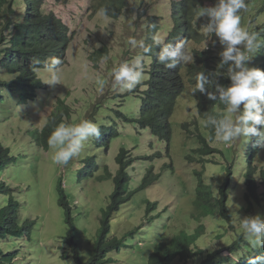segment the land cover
<instances>
[{"label": "rangeland", "instance_id": "rangeland-1", "mask_svg": "<svg viewBox=\"0 0 264 264\" xmlns=\"http://www.w3.org/2000/svg\"><path fill=\"white\" fill-rule=\"evenodd\" d=\"M87 1L64 0L65 4H60L56 8V13L58 12L60 18L68 25L72 36L60 69V84L53 87L45 83L48 74L44 69L39 76L45 87L37 92L34 99L26 104H21L15 97H7L3 102H0V143L4 148L10 147L15 154L18 152L23 155L19 165L15 168L10 167V171L4 175L0 174V182L11 185L13 194L19 197L18 199L22 204L21 226H24L25 223L29 225V230L22 228L21 234L13 238L16 242L15 246L13 245L11 248V246L7 247V244L2 245L5 252L8 250L15 251L16 258L13 264H76L73 246L68 241L70 227L67 222L66 208L60 205L59 191L57 190L63 170H59V166L53 163L52 152L49 149L40 148V151L37 152V149L30 145L32 137L31 135L28 136L26 132L36 128L41 130L50 115L59 108V99L64 100L65 105L71 109L70 116H63V123H73V121L79 123L83 119L91 120L99 126L103 121L112 123L113 119L118 117L116 113L117 104L121 102V99L111 101L107 98L113 97L119 92L126 94L128 91H121L119 85L114 86L111 69L123 61H131L136 54L142 53V49H133L127 43L129 37H134L139 41L146 39L147 36V28L142 26L143 24L146 25V20L137 18L138 14H136V18L124 14L119 19L111 18L102 12L90 16V11L87 10L89 5L86 4ZM144 2H148L150 5L148 10L150 9L151 14L159 13L162 15L160 21L165 27L162 26L156 36L164 43L175 25L172 16H169L171 7L163 6L161 4L163 0H144ZM207 3L209 2L207 1ZM52 6L55 5L51 4L50 8ZM145 9H147L146 5L143 6L142 11ZM246 18L252 20V15L247 13ZM203 23L201 18L197 17L196 38L191 40L186 48L193 57L192 62H197L196 53H194L196 49H209L206 66L208 69L214 68L216 70L220 60L218 53L223 50V47L219 44L218 38L205 34L202 27ZM204 39L206 40L204 41ZM100 49H106V54L99 59L98 65H96L90 55ZM151 58L154 57L151 55ZM255 61H257L256 56L250 63ZM47 62H50V59ZM151 67L150 58L144 54L145 79L143 81L144 87L140 91L146 88L149 78L148 71ZM184 71L186 70L184 69ZM97 77L105 80V87L102 92L96 88L95 80ZM185 84L190 87V82ZM5 93L7 92L5 91ZM6 95L8 96V93ZM135 95L137 94L135 93ZM182 96L184 106L192 107L191 109L195 112L193 113V120L188 126L192 133L187 132L186 128L181 130V123L188 120L189 114L180 104L171 118L175 134L172 147L163 157L156 158L155 163L150 162L146 156L140 155L146 153L154 155L164 146L158 136L154 135L151 129H143L142 135H139V140H137L135 138L138 136L136 125L119 120V118L117 121L120 125L121 135L113 141L111 147L101 148L99 142L96 141L92 143L91 149L90 147L85 149L86 152L90 151L99 157L98 176H105L108 175L106 166L112 173H117L119 169L116 160L117 153L122 145H127V148L134 153L133 158H135L134 166L130 167L134 175L133 188L138 186L143 174H145L142 169L147 165L154 168L153 175L161 171L160 176L151 183V186L136 193L129 202L122 206L112 233V235H117L120 238L139 225L144 226L145 230L142 233L146 234L147 239L144 240L142 237L137 239L138 243H142L143 254L137 252L136 246L127 249L122 248L120 253L111 254L112 256L116 255L113 258L115 262L109 264H147L146 256L152 251L150 245H152V238L157 237L158 229L166 239H169L182 230L193 232L200 223H204L206 234L199 238L197 245L204 249H214L223 246L224 243V239L216 236L217 231L221 230L224 234L232 236L242 232L236 220L238 212L241 217L256 214L264 215L262 205L254 204L253 210L248 212L245 209L243 171L246 170V163L244 161L245 151L243 150L238 160L237 172L232 177L233 187L230 192L229 204L233 212L232 222L227 221L223 224L221 218L215 217H206L198 222L191 216L194 212L192 201L198 183L196 170L202 171L204 166L199 160L192 162L188 156L196 155L192 150L199 147L195 134L199 132L198 128L204 132L205 120L200 110H197L196 103L190 95L184 94ZM99 103L103 104L96 111L95 108ZM132 105V110L135 113L138 112L142 105L140 98H135ZM61 112L62 108H59L57 114ZM94 140L91 139L89 142ZM240 141L241 139H238L226 144L214 140L212 146L223 149L234 144L238 147ZM18 146L20 147L17 148ZM34 155H37L36 160H34ZM137 157H142L143 165L140 164ZM209 157L217 162L205 165V181L211 183L217 191L221 179L227 174L225 166L229 165V162L221 153ZM165 161H168L166 163L169 166L165 167ZM255 163L259 167L264 166V151L258 154L253 161V164ZM64 168L63 165L62 169ZM98 176L78 184L80 181L76 173L74 180L70 174L67 175L69 184L67 192L76 216L77 244L86 260L90 258V253L93 250L92 247L101 223L102 208L108 205L115 188L113 180H99ZM74 183L75 186H73ZM147 199L154 202L158 200L159 203L157 210L153 211L152 215L163 211L161 217L156 216L153 220L151 229L148 228L150 222H147L146 219ZM4 202L5 197L1 195L0 205H4ZM6 242L10 243L11 240L6 239ZM194 261L193 259L184 261L177 258L173 264H193Z\"/></svg>", "mask_w": 264, "mask_h": 264}, {"label": "trees", "instance_id": "trees-1", "mask_svg": "<svg viewBox=\"0 0 264 264\" xmlns=\"http://www.w3.org/2000/svg\"><path fill=\"white\" fill-rule=\"evenodd\" d=\"M40 2L41 0H0V70L4 68L8 73L7 77L4 74H0V102H3L7 97H15L21 104L28 103L36 97L40 89L45 87L43 80L39 76L40 72L45 69V63L52 57H59L62 61L65 59L64 57L66 56L69 42L72 39L69 27L54 14L44 16L40 15V13L31 14V9H33L31 6L34 4L38 8ZM185 3L187 4L183 12L184 20L182 23L178 22L177 27L173 30L170 41L175 43L178 39L176 34L182 32L187 33L189 30V33L185 35L183 40L187 46L188 42L196 38L197 3L200 6H211L214 5L215 0H185ZM22 5L26 7L24 14L20 12ZM102 6L106 8V13L109 16L118 18L127 5H124L122 1L99 2L95 5V7ZM201 19L205 21L204 18ZM152 27H157L156 21L148 18V33ZM158 51H160V46H153L151 55L154 58L152 59L153 65L150 71L151 80L147 83L148 88L143 93H140L143 101L142 107L138 112L131 114L134 117L140 118L136 120L130 119V115L123 113L125 107L128 109L125 105H130L129 102L135 98V95L123 97L124 100L121 103V108L116 112L117 119L119 118V120L121 119L124 122H132L135 125L138 124L142 128L151 129L154 135H158L160 142H164V146L156 151L154 155H150L149 153L140 155L146 156L150 162L152 161L154 163L156 158L163 157V153L165 151L168 153L172 147L175 134L170 118L174 112L176 100L183 89V86L176 87L175 83L179 79L180 69L185 66V64H181L176 68H165L156 59L155 53ZM196 52L198 63L193 62L191 64L190 70L192 74H196V72L207 67L204 65L206 52ZM105 54L106 49H100L92 53L90 58L98 65L99 59ZM256 59L257 61L261 60L262 66H264V47H261L256 55ZM36 60L40 61V63L35 64L34 61ZM204 71L208 72L207 70ZM5 91L8 93V96ZM118 97L120 96L115 95L111 98V101ZM58 103H60L58 107L60 109L62 108L60 114H57L59 111L58 108L50 115L47 123L41 130L36 128L26 132L28 136L31 135L32 141L30 145L36 148L37 152L38 150L40 151V148L44 150L49 149L47 144L48 137L59 123L64 122L63 116L71 115V109L68 105H65L64 100L59 99ZM100 106H96V111H98L97 109ZM216 110L211 105L206 109V112L214 113ZM117 119H113L112 123L107 122L101 124V136L91 143L87 142L88 144H85L80 155L65 164L64 169H62L63 165H58L59 170H63L57 186L59 203L66 208L67 222L70 227L68 241L73 246L76 264L114 263L113 258L116 255L112 257L111 254L114 252L120 253L124 247L133 248L136 246L138 248L137 252L143 254L142 243L137 242L138 237L141 236L147 239V236L141 233L143 231L142 225L127 232L120 238L117 235H112V233L114 232V224L118 220V214L122 206L129 202L136 193L150 186L159 176L158 173L155 176H151L153 167L150 168L147 165L142 169L145 172V176L140 180L138 186L133 188L132 181L134 180V175L130 167L134 164L135 158H133L134 153L126 145H122L116 157L117 163L119 164L117 173H112L109 167L106 166L108 175L105 176H98L100 169L99 157L90 153V151H85L86 148L90 147L91 149L92 143L96 141L99 142L101 148H109L111 142L121 135L120 125ZM75 122L73 121V123ZM105 124L112 125L106 127L104 126ZM186 125L184 123L183 127H186ZM213 136V130L210 128L206 127L204 132L199 130L197 134L199 147L192 149L196 155L188 156V159L192 160V162L199 160L204 166L202 171L196 170L198 183L192 201L194 212L191 216L198 222H201L206 217L221 218L223 224L227 221L232 222L233 212L229 206L230 192L233 187L232 176L237 172L238 160L243 150L245 151L244 161L246 163V170L243 171L245 177V209L247 212L253 210L254 204L262 205V209H264V189L262 192L259 190L261 185L264 187V166L258 168L253 165L254 158L262 149L257 145V138H252L247 144L243 141V143H239L238 147L230 144L220 149L213 148L212 142L215 140ZM135 138L139 140V135ZM218 153H221L229 162V165L225 166L227 174L221 179V183L217 191H215L212 184L205 181L204 171L206 164L217 162L209 156H216ZM36 156L34 155V160L37 159ZM22 157V154L18 152L15 154L10 147L4 148L2 143H0V174L4 175L10 171V167L15 168L19 165ZM79 157L81 158L79 159ZM137 158L140 164L143 165L142 157ZM75 173L76 176L78 175V180L80 181L78 184L96 178V176H98L99 180L111 179L115 183L114 192L110 196L108 205L102 208L100 227L97 231L90 258L87 260L82 256L77 244L76 216L74 214V206L67 192V186L69 185L67 175L70 174L72 180H74ZM73 186H75V183ZM1 195L5 197V202L4 205H0V264H13L16 253L10 250L5 252L2 245L7 244L6 239L19 236L22 228L29 230V225L25 223L24 226H21L22 204L20 203V199L13 194L11 185L0 182ZM146 203L147 222H153L156 216L161 215V213L152 215L157 203L151 202L149 199L146 200ZM152 227L153 225L151 224L148 228ZM205 229L204 223H200L193 232L182 230L169 239H166L158 229L157 237L152 238V245H150L152 251L146 256L147 264H173L177 258L184 261L193 259L195 260L193 264H247V258L249 256L264 253V248L254 249L244 239L242 232L232 236L224 234L221 230L217 231L216 236L224 239L223 246L214 249L201 248L197 243L199 238L206 234ZM133 241L134 243H132ZM15 244L16 242L12 240L7 245L15 246ZM233 257L237 259H233Z\"/></svg>", "mask_w": 264, "mask_h": 264}, {"label": "clouds", "instance_id": "clouds-1", "mask_svg": "<svg viewBox=\"0 0 264 264\" xmlns=\"http://www.w3.org/2000/svg\"><path fill=\"white\" fill-rule=\"evenodd\" d=\"M107 1H122L124 5H127L123 13L118 18L114 19H119L124 14H129L133 18H136V14H138L137 18L146 20V25L143 24L142 26L147 28L148 18L154 19L157 25V27L150 28L149 33L147 32L146 39L138 41L134 37H129L127 43L131 45L133 49H142V53L136 54L131 61H123L118 66H113L111 69L114 86L119 85L121 91H128L126 94L122 92L115 94L120 97L112 101L118 100L119 98L121 99V102L117 104V111L121 108V103L127 95H135L136 93L137 95H135V98H140L141 102H143L140 93H143L148 88L147 83L151 80L150 71L152 69L151 67L149 69L150 71H148L149 78L146 83V88L140 91L141 88L144 87L143 81L145 79L144 54L150 58L151 64L153 65L151 58L153 46H160V51L156 52L155 55L158 62L164 65L165 68L172 69L176 68L178 65L185 64V66L180 69L179 79L175 83L176 87L183 86V89L176 100L172 116L180 104L184 106L182 95L188 94L196 103L197 110H200L205 120L203 131H205L206 127L210 128L214 133L213 138L226 144L232 143L238 139H241L240 143L244 141L245 144H247L255 137L257 138L258 147L262 148L259 154L264 151V66H262L261 60L255 61L252 64L250 63L261 47H264V41H261L264 39V0H215L214 5L211 6H200L199 3H197L196 14L199 18H204L205 20L203 21V19H201L204 22L202 25L203 31L205 34L218 38V42L223 47V50L218 53L220 60L216 70L206 67L196 72V74L191 73L190 67L193 63V57L188 53L186 44L183 41L185 35L189 33V30L187 33L182 32L176 34L178 39L175 43L170 41L172 39L173 30L177 27L178 22L182 23L184 20L183 12L187 4L185 0H172L171 2L169 0H163L161 3L163 6L171 7L169 16H172V21L175 24L164 43L156 36L161 30V27H165L160 21L162 18L160 16L162 15L159 13H155L154 15L151 14L150 9L148 10V7H150L148 2L145 3L144 0H88L86 4H89L87 10L90 11V16L98 12H102L109 16L104 6L95 7L97 3ZM51 4L55 6L50 8ZM60 4H65L64 0H41L38 8L35 7L34 4L31 6L33 8L31 9V14L40 13L42 16L54 14L58 19L62 20L58 12L56 13V8ZM144 5H146L147 9L142 11ZM20 12H23V14L26 12L25 5L21 6ZM247 13L252 15V20L246 18ZM256 30L257 33H255ZM205 40L206 39H204V41ZM196 51L206 52L204 63V65H206L207 52L209 49H196L194 53H197ZM195 56L197 60L195 63H198L197 54ZM34 63L39 64L40 61L36 60ZM62 64L63 61L59 57H52L50 58V62L45 63V70L48 74V79L44 81L45 83L53 87L60 84L59 73ZM184 69L186 71H184ZM0 74L6 75L8 73L6 69L1 68ZM187 82H190V87L186 86L185 83ZM95 85L97 90L102 92L105 87V80L97 77ZM111 98L112 97H109L107 99ZM135 98L130 100L129 106L125 105L128 109L125 107L123 112L130 115L131 117L129 118L134 120L140 118L131 115L135 113V111L132 110L133 107H131ZM101 104L103 103H99L98 105ZM211 105L217 110L214 113L206 112V109ZM184 108L188 112L189 118L181 123V130L186 128L187 132L192 133L191 128H188V126L191 124L193 113L195 112L191 109L192 107L184 106ZM103 123L107 122L103 121L101 124ZM184 123L187 124L186 127H183ZM111 125L112 124H105L104 126L107 127ZM140 127L141 126L136 124L138 135H142L141 132L143 129H148ZM198 130L200 129L198 128ZM138 131H140V133H138ZM197 134L198 133L195 134L196 138ZM100 136V126L88 119H83L79 123H59L47 140L49 150L52 152L53 163L56 165L67 164L71 159L80 155L87 142L91 139H98ZM121 148L122 146L119 151ZM166 153L165 151L163 155ZM166 162L168 161H165V163ZM132 165L134 166V164ZM253 165L261 168L256 163ZM167 166H169V164L165 165V167ZM160 173L161 171L158 173L159 176ZM155 175L152 174L151 176ZM144 176L145 174H143L142 178ZM156 179H158V177ZM263 189L264 187L261 185L259 188L260 192H262ZM155 202L157 203L155 210H157L159 203L158 200ZM162 213L163 211L161 210V214ZM159 216L161 217V215ZM236 220L238 221L239 228L242 230L244 239L247 240L254 249L264 248V215L256 214L254 216L248 215L241 217L238 212L236 214ZM151 223L153 222H150V224ZM144 230L145 228L143 226L142 232H144ZM13 238L9 240L12 241ZM143 238L146 240L145 237H142V239ZM13 241L15 242V240ZM4 245H6V243ZM12 247L13 246H11V248ZM124 248L127 249L132 247ZM11 252L15 253V251ZM233 259L237 258L233 257ZM247 264H264V253L249 256L247 258Z\"/></svg>", "mask_w": 264, "mask_h": 264}]
</instances>
